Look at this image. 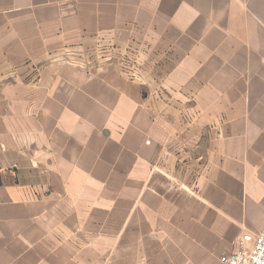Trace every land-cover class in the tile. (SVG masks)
I'll return each mask as SVG.
<instances>
[{
	"label": "crops",
	"instance_id": "0c3cea01",
	"mask_svg": "<svg viewBox=\"0 0 264 264\" xmlns=\"http://www.w3.org/2000/svg\"><path fill=\"white\" fill-rule=\"evenodd\" d=\"M263 227L264 0H0V264H223Z\"/></svg>",
	"mask_w": 264,
	"mask_h": 264
},
{
	"label": "rangeland",
	"instance_id": "374dc122",
	"mask_svg": "<svg viewBox=\"0 0 264 264\" xmlns=\"http://www.w3.org/2000/svg\"><path fill=\"white\" fill-rule=\"evenodd\" d=\"M146 53H148L147 50H142V54H146ZM118 54L120 60L118 62L119 71L130 80H137L143 82L145 78V72L147 69H149V66L146 63V61H141L142 64H138L136 59L134 58L135 53L132 49H127L125 50V52ZM114 55H115V51L107 50L105 47L99 46L97 49H95L90 53V56L88 55L85 58H89L88 60H90L91 63L94 62L98 63L105 59H108L109 61H113L115 58ZM82 58H84V56L78 54V58L76 60H78L79 66L81 65L80 63H84V61H81ZM89 64L90 63L87 62L86 67H88Z\"/></svg>",
	"mask_w": 264,
	"mask_h": 264
},
{
	"label": "built area",
	"instance_id": "2783aa9c",
	"mask_svg": "<svg viewBox=\"0 0 264 264\" xmlns=\"http://www.w3.org/2000/svg\"><path fill=\"white\" fill-rule=\"evenodd\" d=\"M220 260L223 264H264V227L257 233H244L237 240L236 249Z\"/></svg>",
	"mask_w": 264,
	"mask_h": 264
}]
</instances>
